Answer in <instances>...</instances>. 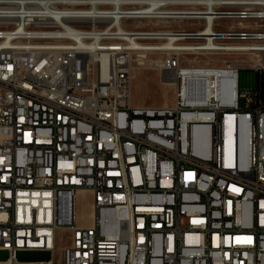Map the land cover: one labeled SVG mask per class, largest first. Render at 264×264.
Returning a JSON list of instances; mask_svg holds the SVG:
<instances>
[{"label": "built area", "instance_id": "built-area-1", "mask_svg": "<svg viewBox=\"0 0 264 264\" xmlns=\"http://www.w3.org/2000/svg\"><path fill=\"white\" fill-rule=\"evenodd\" d=\"M261 6L0 0V264H264ZM26 40H45L40 56ZM135 65L172 83L171 107L133 103ZM211 68L227 75L208 85ZM243 70L258 84L241 88ZM40 249L50 261L17 260Z\"/></svg>", "mask_w": 264, "mask_h": 264}, {"label": "rangeland", "instance_id": "rangeland-1", "mask_svg": "<svg viewBox=\"0 0 264 264\" xmlns=\"http://www.w3.org/2000/svg\"><path fill=\"white\" fill-rule=\"evenodd\" d=\"M185 28L194 29L187 25ZM250 57L247 56H204L201 57L202 66H223L221 60L234 62L235 60L244 61L248 64ZM134 77L132 80L133 103L137 106L148 107H171L174 104V86L168 80H164L160 71L152 67H137L135 65ZM255 85V75L250 70L240 72V87L248 88ZM78 214L82 217L91 215V198L81 196L78 200ZM61 251V248L57 250Z\"/></svg>", "mask_w": 264, "mask_h": 264}, {"label": "bare ground", "instance_id": "bare-ground-1", "mask_svg": "<svg viewBox=\"0 0 264 264\" xmlns=\"http://www.w3.org/2000/svg\"><path fill=\"white\" fill-rule=\"evenodd\" d=\"M50 1H60V0H50ZM150 2H156L158 0H147ZM170 2H181L186 5L193 6L191 9H195L194 5H206L208 9H212L211 5L214 0H169ZM210 6V7H209ZM207 9V10H208ZM262 17H264V6H261ZM50 19H59V9L50 8L49 10ZM132 19H139V12H132ZM75 21V11L73 8H65V22H61V32H65V37L78 38L80 37V30H78L77 24H70ZM212 22L210 21V25ZM261 43H264V35H261ZM177 46L173 44L172 47ZM26 47L30 48L31 56H40V49L45 47V40H26ZM208 85L213 84L214 80H218L220 77L227 75L224 70L220 68L206 69L197 72ZM98 82L100 84L108 83V76L105 73H98ZM82 87L85 88H97L96 72L93 70H85V79L82 80ZM90 216V215H89ZM40 252H47V249H40ZM32 253V252H27ZM43 262V261H42ZM40 263V262H33Z\"/></svg>", "mask_w": 264, "mask_h": 264}, {"label": "water", "instance_id": "water-1", "mask_svg": "<svg viewBox=\"0 0 264 264\" xmlns=\"http://www.w3.org/2000/svg\"><path fill=\"white\" fill-rule=\"evenodd\" d=\"M9 258L7 252H0V262H5ZM17 260L19 262H48L51 260L50 252H32L18 253Z\"/></svg>", "mask_w": 264, "mask_h": 264}, {"label": "trees", "instance_id": "trees-1", "mask_svg": "<svg viewBox=\"0 0 264 264\" xmlns=\"http://www.w3.org/2000/svg\"><path fill=\"white\" fill-rule=\"evenodd\" d=\"M255 80H256V84H258V82H259V77L256 76V77H255Z\"/></svg>", "mask_w": 264, "mask_h": 264}]
</instances>
